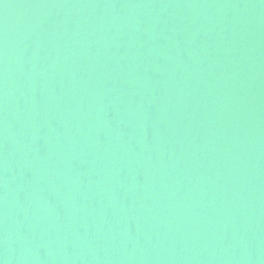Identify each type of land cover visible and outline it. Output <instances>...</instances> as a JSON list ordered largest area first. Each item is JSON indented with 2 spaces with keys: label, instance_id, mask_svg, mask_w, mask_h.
Segmentation results:
<instances>
[{
  "label": "bare ground",
  "instance_id": "bare-ground-1",
  "mask_svg": "<svg viewBox=\"0 0 264 264\" xmlns=\"http://www.w3.org/2000/svg\"><path fill=\"white\" fill-rule=\"evenodd\" d=\"M0 264H264V0H0Z\"/></svg>",
  "mask_w": 264,
  "mask_h": 264
}]
</instances>
